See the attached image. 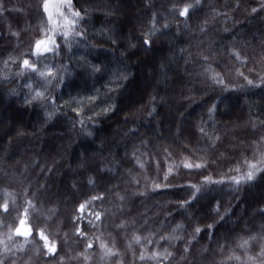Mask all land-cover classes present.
I'll return each instance as SVG.
<instances>
[{"label":"clouds","instance_id":"clouds-1","mask_svg":"<svg viewBox=\"0 0 264 264\" xmlns=\"http://www.w3.org/2000/svg\"><path fill=\"white\" fill-rule=\"evenodd\" d=\"M45 2L29 0L27 13L31 22L24 35V47L17 54L26 51L39 37L50 38L49 49L32 57L39 66L37 76L29 77L27 71L16 75L9 63L4 74H0V150L15 156L42 140L51 150L67 149L75 161L118 148L115 138L121 132L143 147L152 140L164 146V141L193 138L191 118L198 110L201 115L206 110L208 115L209 107L219 104V109L223 106L224 110L216 114L227 117L237 109L234 99L223 95L221 87L207 79V62L200 51L194 57L190 53L189 58V53L185 56L187 50L179 47L191 30L208 35L200 31L211 23L209 20L207 25L202 24V0H61V11L54 15L58 24L65 17L71 21L67 31L63 27L50 31L53 25ZM185 4L190 6V19L178 14ZM225 6L229 8L226 19L235 31L228 28L222 43H234L249 58L248 63L255 64L264 54V0H242L240 7L232 0ZM253 8L257 9L255 13ZM203 49L219 65L218 71L231 65L232 71H225L224 75L235 79L234 70L243 67L241 62L226 56L224 63L218 60L223 53ZM189 59H193V64L185 67ZM8 60L9 57L2 63ZM40 70L48 72L47 79L39 78ZM8 73H12V79L5 78ZM241 83L237 81L238 85ZM36 89L43 95L32 99ZM259 89L264 101V88ZM246 91L247 95L257 94L252 89ZM205 97L208 102L201 104ZM261 120L264 119L259 118L255 127L248 123L250 128H245L234 142L225 144L224 151L216 145L209 155L219 151L216 160L234 159L243 172V159L259 160L258 149L264 151ZM177 128L181 131L179 137ZM167 146L172 147V143ZM260 167L264 168V164ZM202 202L207 203L204 211L200 210ZM217 202L221 204L223 219L217 215ZM192 205H198L201 217L210 220L216 231L211 240H199L186 253L185 264H264V171L238 185L205 186ZM176 224L184 225V221L178 220L170 231ZM239 236L254 239L241 248ZM176 241L181 240H170L165 247L170 245L178 260L180 249ZM202 246L208 249L206 253L201 252Z\"/></svg>","mask_w":264,"mask_h":264},{"label":"snow or ice","instance_id":"snow-or-ice-1","mask_svg":"<svg viewBox=\"0 0 264 264\" xmlns=\"http://www.w3.org/2000/svg\"><path fill=\"white\" fill-rule=\"evenodd\" d=\"M242 0H236V7H240ZM29 6V5H27ZM45 10L48 13L49 19L53 28L50 31H55L57 27H63L66 31L70 30L69 26L71 21L67 17L64 18L59 24L57 23L56 16L54 13H59L61 11V0H46ZM13 10L24 11L23 8H15ZM8 9L5 7L4 0H0V16L6 13ZM256 8L252 9V12L255 13ZM212 12L216 15L220 13L216 12L215 8H212ZM180 17L191 18L190 6L185 4L182 8L179 9ZM209 18L205 16L202 21L203 25H207ZM29 25L26 29L13 30L11 25H9V32L13 37L17 38V47H24V35L26 33ZM225 32H228L229 29L225 27L223 29ZM201 32L205 31V27L200 29ZM50 38L49 37H39L33 40L26 51H23L19 56H13L9 54V60L13 62L18 61L16 68L19 71H16V75H23L25 71L29 73V77L37 76L38 64L33 62V55H39L40 53L46 52L49 49ZM244 43V42H242ZM262 51H264V41H261ZM183 51V49L181 50ZM222 53L226 54L227 57L231 60L241 62L243 67L235 68V79L229 80L225 78V71H232L231 65L226 64L223 71H218L219 65L211 60V57L204 53V49H200L201 58L207 62V66L204 69V72L207 74V79L218 84L222 93H243L247 95L246 90H251L253 88H264V54L257 58L256 63L253 67L249 68L247 72L243 71L242 68H245L248 63V57L243 55L240 49L233 43L226 46H222ZM190 58V53H189ZM215 65V66H214ZM5 68H8V61H4ZM0 74H4L3 70H0ZM12 73L5 75V78H9ZM39 78L47 79L48 72L46 70H40L38 72ZM27 79V78H26ZM237 81H241V84H237ZM31 86V85H29ZM14 91V90H13ZM43 92L41 90H34L32 99H37L41 97ZM227 105H224L225 110H227ZM219 110V104L210 106L208 109V119L215 120V114ZM74 111L79 112V109H74ZM258 117L250 118L247 123L256 126V121ZM260 127H264V120L259 122ZM196 127L200 133L201 138H207L208 144L206 148H200L198 146H193L189 155L184 156L179 161L173 159L175 153L172 151V148L165 144L164 146H156L155 153L153 152H143L139 153V150L133 148L131 153V158L129 162L134 161L130 168L125 169L127 173V178L125 183L129 186L135 184L136 187L132 188V196H146L149 189V179L147 175L148 169L152 166V162L155 161L156 176L151 178V189L156 191L158 189H170V188H182L185 191L186 198L174 201V203L184 212L191 217L192 213L189 211L193 202L198 200L205 186H216L227 184H239L240 182H245L249 178H253L257 175L258 172L264 171V168L260 167L261 164H264V151H259V160H247L243 159L245 164V170L242 172L240 170L239 164L235 165L232 168H229L228 173L235 172L234 175L228 173H220L216 176L209 173L204 174V169L208 166V156L210 152L215 148L218 142L221 141L222 137L218 134V129H216L215 124H213L212 129L209 130L207 127V121L200 120ZM133 133L135 129L132 130ZM181 131L179 128L176 130V136L179 137ZM187 149L189 146L184 145ZM197 153H202L197 155ZM126 157L128 153L125 154ZM163 155L164 160L163 164L159 157ZM147 157V159H145ZM114 164H118L119 161H114ZM166 165V170L164 168ZM182 166L183 170H180ZM80 167H85V162L81 160ZM116 167H108L107 165H102L101 169L98 170V173L95 177L88 176L87 184L92 186L93 189L97 188L98 182L104 183L105 177L100 175V171H106L108 173H114ZM179 170V171H178ZM186 170V171H185ZM49 172L53 169L49 168ZM163 171V180H160V172ZM176 173V175H173ZM177 177L184 181L183 184L177 183ZM199 177V180L196 178ZM196 180V182H193ZM141 181L143 184L141 185ZM20 186L22 193L25 197L23 204H17L19 199L13 192H10L7 188L2 190V196H0V264H17L15 259L9 262L8 259L4 258L2 253L11 252L12 248L17 250H24L25 245H34V247L29 248L28 252H25V255H28L29 252L36 254V259L38 260L41 257L48 256L49 260L53 264H68V260H76L77 264H80L79 257H83L84 264L87 261L92 259L93 254H97L100 257V262L102 264H149V262H154V264H185L188 260L186 253L192 251L194 242L199 241V237L202 231H207L212 229L214 224L205 223L200 220L195 221V226L192 227L190 233L187 236L180 235L178 233L184 232L183 224H176L171 231H166L163 227L159 228L158 231H148L146 235L141 236L139 232L143 231L149 226V218L146 213H137V216L143 220V224H140L136 218L121 219L119 223H116V219L120 216H124V208L130 203L129 196V187L124 188L121 191H116V185H107L103 192L98 193L97 195L87 196V199L82 200L73 207L72 213L70 215L69 231L71 236L69 237L68 232L65 233L64 241L71 239L74 244H84V251L76 253L74 256L66 259L65 255H59L58 252V243L60 249L64 247V241H58L54 233L46 231L47 222L52 221L57 225V231L62 230L64 226L63 220L59 219V212L55 206L48 208L46 210V215H44V210L40 207V202L36 199L38 192L33 191L30 187V182L25 184L23 177L20 180ZM11 187V185H10ZM72 187L78 189L76 182H73ZM40 189L43 191L47 190V185H40ZM87 195V193H85ZM109 196H114L112 201V208L101 210H94V201H100L103 205L105 200L109 199ZM171 201H165V203H170ZM89 205H93V209H89ZM221 204L217 202L216 212L219 219H223L224 216L220 214ZM88 210V225H91L97 231L99 235H96L95 232H91V229L85 230L87 225L82 226L80 221L85 219L84 213ZM15 212V216L13 213ZM111 212V220H109L108 213ZM34 213H40L44 216L45 226L41 227L36 224L31 223V217ZM226 214V212H225ZM165 215L170 216L171 213L166 212ZM106 222L111 223L114 229L124 230V238L128 240V243L122 252L118 247V241L112 233H107L109 240L104 239L105 231H100L101 228L106 229ZM160 224H164V221H160ZM131 228L130 239L128 229ZM91 232V236H90ZM163 234H159V233ZM209 233V240L215 235L213 232ZM157 240H153V236H157ZM38 237V239H37ZM18 238H23L18 239ZM179 239L183 243V249L180 251V258L175 259V253L170 251V245L165 247L160 245V241H165L166 245L169 244L170 240ZM254 239V237H238V246L244 248L248 245L249 240ZM41 241L43 242L41 244ZM155 243L160 245L159 248L149 249L148 245ZM11 245V246H10ZM133 245H138V248H134ZM219 247V245H218ZM98 249V251H97ZM208 249L206 247H201V252L206 253ZM131 252L132 260L127 259V253ZM59 255V260L57 261V256ZM253 259V258H249ZM33 257L29 255V258L24 261V264H32Z\"/></svg>","mask_w":264,"mask_h":264},{"label":"trees","instance_id":"trees-1","mask_svg":"<svg viewBox=\"0 0 264 264\" xmlns=\"http://www.w3.org/2000/svg\"><path fill=\"white\" fill-rule=\"evenodd\" d=\"M28 2L29 0H4L5 7L8 9V11L0 16V70H5V66L2 61L8 59L9 54L13 56L18 54V50L20 48L17 47V38L13 37L9 32V25H11L14 31L27 28L31 22L27 13ZM226 2L231 3L232 0H202V19L207 16L211 21L209 25L205 26V32L208 33V35L205 36L204 34H200L195 30L189 31L184 37L183 44L179 46L187 50L185 53L186 57L188 53H192L194 57V54L200 51L201 48H211L213 52L222 53V46H226L222 43L223 38L228 36V33L224 32L223 29L227 27L231 31H235V29L232 28L230 22L226 19V17L229 15V8L225 6ZM13 6H15V8H23L24 11L21 12L13 10ZM212 8H215L216 12L220 14L216 15L213 13ZM236 27L238 28L239 25ZM209 29H212V31H209ZM22 35H25V33H22ZM179 47L177 50H179ZM226 56L227 55L223 53V55L218 57V60L227 63V60L225 59ZM8 63L11 65L12 73H15L16 64L18 61L13 62L12 60H8ZM192 64L193 59H189V62L187 65H185V67H191ZM253 65L254 64L247 63L245 68L253 67ZM245 68H242V70L245 71ZM12 78L13 76L10 75L9 79ZM252 91L256 92L257 94L244 95L243 93H223V95L233 98L237 107V109L227 117L215 114V120L213 121L208 119L206 110L203 115H201L198 110L197 113L191 118L193 125V138L191 140H183L182 142L164 141L165 144L172 143L171 148L175 153L173 159L179 161L184 156L189 155V152L193 146H198L200 148L207 147V138L205 137L201 139L200 133L196 127V124L200 120L207 121V127L209 130H211L213 124H215L216 129H218V134H220L222 137L221 141L218 142L217 145H220L219 151H224L225 144L234 142V138L238 137L240 133L245 130V128H250V124L247 123L250 118L259 117L260 119H264V116L261 115V113L264 112V101H262V97L259 94L260 89L256 88L252 89ZM208 100L209 98L205 97L204 101H201L200 103L203 104L208 102ZM222 110H224L223 106H221V109H219L218 112ZM189 111L192 110L190 109ZM20 115L23 117V113H20ZM140 131L142 132L144 130L141 129ZM139 135L140 133L137 132V136ZM115 139L118 142V148H114L110 152L105 151L102 156L89 155L85 158L75 161L72 159L71 154L67 149L51 150L48 148L47 142L44 144L42 140L35 141V146L30 144L26 152L18 153L15 156H12L10 153L5 152L4 150H0V196L3 194L2 190L7 188L10 192H13L19 197L17 204H23L25 197L20 186L21 177H23L25 184L30 182L31 189L38 192L36 199L40 202V207L44 210V215L47 214L46 210L48 208L55 206L60 214L59 219L63 220L64 222L62 230L59 231H57L56 223L52 221L47 222L46 231L54 233L58 241H64L66 232H68L69 237L71 236L69 231V219L73 207L82 200L87 199V196L97 195L98 193L103 192V189L107 185H116V191H121L124 188L129 187L128 194L130 196V203L124 208L125 215L120 216L115 222L119 223L121 219L136 218L140 224H143V220L137 216V213H146L147 217L149 218V226L143 231L139 232L141 236L146 235L150 230L158 231V229L161 227H163L166 231H170L171 226L178 220L184 221V232L178 234L186 236V232H191L192 227L195 226L196 220H200L205 223L211 222L210 220L201 217V212L199 211L198 205H192V208L189 209V211L192 213V216L189 217L183 209H180L174 203V201L186 198L185 191L182 188L177 187L152 191L151 178L155 177L157 174L155 161L152 162V166L147 172V175L150 177L148 194L146 196H132V188H135L136 185L133 184L129 186L125 183L127 173L124 171L125 169L130 168L132 163H134V161L129 162L132 150L135 146L139 149L138 154L143 152L155 153L158 141L152 140L148 147H143L139 145L136 139L124 137L123 132H121L120 135ZM185 144L189 146L187 149L184 147ZM149 149H151V151H149ZM219 151H217L214 155L208 156V166L204 169L205 175L211 173L213 176H216L220 173H226L229 171V168L236 164L234 159L231 161L225 160L223 158L216 160V156L219 155ZM126 153H128L127 157L125 155ZM201 154L202 153H197V155ZM232 154V152H229V155ZM145 159H147V157H145ZM159 159L163 164V155H161ZM81 160L85 162V167H80ZM213 160H216V162L212 163ZM114 161H119V163L114 164ZM102 165H107L108 167L115 166L117 170L114 173L100 171L99 174L105 177V182H98L97 188L93 189L92 186L87 184V178L90 175L95 177ZM49 168L53 169V171L49 172ZM164 168L166 170V165H164ZM180 170H183L182 166ZM173 175H176V173ZM159 178L160 180H163V171L160 172ZM196 180H199V177H197ZM196 180L193 182H196ZM73 182H76L79 191L72 187ZM177 183L183 184L184 181L182 179H177ZM44 184L47 185L46 191L40 189V185ZM142 184L143 181H141V185ZM224 185H227V182ZM85 193H87V195H85ZM113 200L114 196H109V199L105 200L103 205H101L100 201H94V210H101V208H112ZM165 201L171 202L166 204ZM93 205H89V209H93ZM206 207L207 203L202 202L200 210L204 211L206 210ZM192 209H196V211H193ZM166 212L171 213V215H165ZM13 216H15V212L13 213ZM84 216L85 219L80 221V224L82 226L87 225L85 230L91 229V232H95L96 235H99V231H97L91 225H88V219H90L88 216V210L85 211ZM108 217L109 220H111V212L108 213ZM160 221H164L165 223L160 224ZM31 223L44 227V216L40 213H34L31 217ZM106 224V229H100V231H105V236L103 238L109 240L107 233H112V235L117 238L118 247L123 252L128 243V240L124 238V230L114 229L111 223L106 222ZM215 231L216 229L202 231L200 237L203 236V240H201L200 237L198 238L200 243L208 241V232L215 233ZM128 232L130 239L131 228L128 229ZM159 234L163 233L161 232ZM18 239L22 240L23 238ZM152 239L154 241L157 240L158 235L153 236ZM42 243L43 242L41 241V244ZM109 243H111L110 240ZM176 244L179 246L181 251L183 249V243L181 241H176ZM195 244L196 243L194 242V245ZM160 245L166 246L165 241H160ZM160 245L153 243L148 245V247L149 249L159 248ZM32 247H34V245H25L24 250H17L13 247L11 252L2 254L4 258L9 260V262L15 259L17 264H24V261L29 258V255L33 257L32 264H53V262L49 260L48 256L41 257L37 260L35 253L29 252L28 255H25V252H28V249ZM133 247L138 248V245H133ZM0 249H2V246H0ZM81 251H84L83 243L74 244L71 239H68L67 241H64V247L62 250L60 249L58 243L59 255H65L66 259ZM13 253H15V255H13ZM59 255L57 256V261L59 260ZM127 259L129 261L132 260L131 252L127 253ZM79 261L80 264H84L83 257H79ZM68 264H77V261L69 259ZM86 264H102V262H100L99 255L93 254L92 259L87 261ZM149 264H154V262H149Z\"/></svg>","mask_w":264,"mask_h":264}]
</instances>
